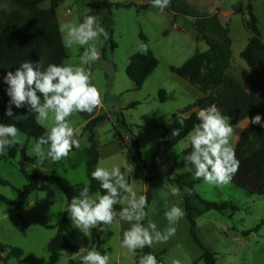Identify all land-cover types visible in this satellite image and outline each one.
<instances>
[{
    "label": "rangeland",
    "instance_id": "obj_1",
    "mask_svg": "<svg viewBox=\"0 0 264 264\" xmlns=\"http://www.w3.org/2000/svg\"><path fill=\"white\" fill-rule=\"evenodd\" d=\"M51 2L52 0H47L41 8L49 9ZM184 2L193 14H217L222 24L228 26L233 44V65L229 73L250 89L251 81L259 79L260 70L245 68L246 64L240 53L251 37L245 26L250 20V7L258 20L264 40V0ZM117 4L131 7H117ZM145 5L148 7L143 9ZM12 7L9 0H0V11H8ZM88 15L95 16L108 33L107 39L101 36L97 41L90 42L95 43L99 49L100 59L83 65L92 73V82L102 95V104L92 113H75L68 118L77 133L80 147L55 163L49 159L41 161L36 157L32 151L35 141L22 134L21 143L12 145L18 149L14 160L8 158V149L5 154L0 155V177L8 182V186L0 185V196L16 200L18 191L27 184L19 165L22 161V150L34 160V164L27 165L28 175L38 170L41 176L56 175L73 185H89L86 150L90 145L89 133L85 128L92 119L105 115L108 119L95 129L100 156L98 164L109 169L113 166L121 167L138 196L151 193L152 200L145 209L148 213L145 220H152L159 230L167 226L164 213L172 205L184 210L185 215L175 225L176 234L166 243L155 244L151 247V252L165 264H172L173 260H179L181 264H205L202 259L204 251L192 236L185 209L184 198L191 196L190 190L186 191V188H180L174 182L177 176L192 173L175 166V159L190 146V142L186 138L165 153L159 141L163 130L171 124L175 116L187 117L190 113L199 111L197 108L186 111V108L198 101L200 92L197 89L194 91L193 86L173 75L170 67H182L196 53L207 51L208 46L199 38L192 17L176 18L164 10L152 7L151 0H59V24H78ZM140 42L149 46L159 65L143 87L137 89L128 78L127 69L131 57L140 52ZM65 49L68 57L66 62L79 65V57L84 48L74 45ZM161 91L166 92V102L160 100ZM133 104L136 106L131 107ZM46 123L50 125L51 119ZM249 124V120L238 125L232 124L235 128L231 138L234 149L242 131ZM126 146L134 154L139 146L143 161L141 167L128 157ZM125 161L134 165L132 172L124 168ZM172 186L179 187V195L171 194ZM194 191L200 198L191 196L192 205L196 209L203 210L201 200L229 205L224 212L209 211L196 218L194 232L200 244L216 255V264H264V227L259 232L247 234L264 220V196L250 194L237 187L232 180L219 186L203 181L194 187ZM58 192L62 191L57 186L41 182L38 191L20 211L0 205V257L6 258L11 248L23 251L21 258L10 257L4 259L5 261L0 260V264L48 263V244L57 233L49 227L56 225L65 215L70 220L68 213L64 211L69 201L63 192L64 197ZM117 206L125 207L127 201L114 207ZM70 222L72 223L71 220ZM72 227L67 236L79 248H95L101 254H109L110 264H138L142 249H137L134 256L121 247L123 232L130 227L129 223L120 221L110 227L98 225L91 230L90 238L83 236L73 224ZM1 247L6 248L5 254L1 253ZM85 254L86 251L75 255L63 253L57 264L80 261L79 257Z\"/></svg>",
    "mask_w": 264,
    "mask_h": 264
},
{
    "label": "trees",
    "instance_id": "obj_2",
    "mask_svg": "<svg viewBox=\"0 0 264 264\" xmlns=\"http://www.w3.org/2000/svg\"><path fill=\"white\" fill-rule=\"evenodd\" d=\"M9 1L13 7L8 11H0V123L15 124L23 135L36 141L46 129L36 123L35 113L28 110L27 106L20 109L13 106L15 115L27 114V119L17 120L15 115L12 117L5 115L10 98L6 94L8 86L3 82V76L8 71L14 72L24 61L40 62L43 68H46L49 64L61 65L67 61L68 57L62 44V35L59 31L60 24L57 17L59 0H52L49 9L41 8V5L47 0ZM116 6L122 8L131 7V5L121 4ZM147 7L148 5H145L143 9ZM250 10V20L245 23V26L251 37L240 57L249 68H258L260 77L258 80H252L251 88L247 89L229 73L232 66L233 44L228 26L222 24L217 14L212 16L195 15L184 0H171L170 6L164 9L165 12L174 15L176 18L192 17L199 38L208 46L207 51L196 53L182 67H170L173 75L186 81L203 95L201 99L188 106L186 111H191V109L194 110L195 108L200 110L216 104L222 114L231 117L230 122L234 125L241 124L246 120L251 121V118L257 114L261 116L262 123H264V40L258 26V20L253 14L251 7ZM158 65V59L149 48L146 55L138 52L131 57L127 76L136 85L137 89H141ZM166 99V92L161 91L160 100L166 102ZM133 106H136V104L131 105V107ZM181 117L185 119L183 127L178 123V119ZM107 119V116L99 115L92 119L85 128V131L89 133L90 146L86 150L88 158L86 168L89 179L88 186H90V194L92 195L96 192H102L99 182L91 178V172L100 160L95 129ZM196 123H199L196 112L190 113L187 117L175 116L161 135L159 143L163 152L171 151L185 140ZM173 129H180V135L172 137L171 132ZM127 150L128 157L135 160L136 164L141 167L143 161L139 146H137L136 154L129 149ZM234 150L236 159L239 161V169L234 175L232 182L250 194L264 196V127L250 122L249 126L242 131ZM73 151H75V147H73L71 152ZM190 151L191 145L180 157L175 159L176 168H185L184 157ZM8 152V158L14 160L18 154L17 146L9 147ZM29 164H34V160L22 150V161L19 165L21 173L27 179V184L22 190L18 191L16 200H9L0 196V205H6L20 211L30 197L38 191L41 182L57 186L65 194L69 202L73 196H78L79 191L85 186L73 185L66 179L56 175L41 176L38 170H34L31 175H28L26 168ZM174 182L180 188L189 189L191 196L199 198L194 191V187L203 182V179H195L193 173H191L177 176ZM0 185L8 186V182L0 177ZM191 196H186L184 203L192 236L204 251L202 257L204 263L216 264V255L200 244L194 232L197 226L196 218L209 211L224 212L229 208V205H219L214 202L201 200L204 208L200 210L192 205ZM147 199L149 205L152 200L151 193H148ZM115 208L119 211L123 207L117 206ZM142 223L146 225L147 220L142 221ZM262 227H264V220L247 234L259 232ZM72 228V223L66 215L56 225L49 227V229L56 230L57 233L48 244L49 261L47 264H57L63 253L75 255L80 252V248L73 244L67 236L71 233ZM148 252H151V248L145 247L142 249V254ZM1 253H6L5 247H1ZM7 253V257H0V260H6L10 257L21 258L23 256V251L16 248L9 249ZM155 256L160 264H165L157 255ZM79 262L71 261V264H79Z\"/></svg>",
    "mask_w": 264,
    "mask_h": 264
},
{
    "label": "clouds",
    "instance_id": "obj_3",
    "mask_svg": "<svg viewBox=\"0 0 264 264\" xmlns=\"http://www.w3.org/2000/svg\"><path fill=\"white\" fill-rule=\"evenodd\" d=\"M151 2L152 7L160 11L171 4V0ZM59 31L65 48L74 45L84 48L79 57V65L65 62L61 65L49 64L43 68L40 62L24 61L14 72L8 71L3 76V82L8 86L6 94L10 98L5 115H15L13 106L17 109L27 106L28 110L35 113L36 123L46 130L36 139L32 151L41 161L49 159L53 163L66 158L73 147H80L77 133L68 118L75 113H92L102 104L101 92L92 82V73L83 65L100 59L99 49L95 43L90 42L97 41L101 36L108 38L107 31L93 15L86 16L78 24L62 23ZM148 49L147 44L139 43L141 54L146 55ZM15 116L17 120L27 119V114ZM50 119L49 125L46 122ZM197 119L199 123L193 126L187 136L191 151L184 157L185 171L192 172L195 179H203L209 185H226L239 169V161L231 143L235 133L230 123L231 117L222 114L217 105L212 104L200 109ZM250 122L264 127L259 114L252 117ZM178 123L183 127L185 119L179 118ZM179 135L180 129L172 130V137ZM21 136L15 124L0 123V155L5 154L12 145L21 143ZM124 168L132 172L134 165L125 161ZM91 178L99 182L102 192L92 195L90 186L86 184L78 196L72 197L64 210L83 236L90 238L91 230L98 225L110 227L113 223L127 222L130 227L123 232L121 247L135 256L137 249L166 243L176 234L175 225L185 215L184 210L172 205L164 213L167 226L163 230H159L152 220H148L146 225L142 223L148 216L145 210L148 207L147 196L137 195L121 167L113 166L109 169L98 164L91 172ZM170 191L174 196L180 194L177 186H172ZM58 194L64 197L62 192ZM123 201H127V206L117 211L114 206ZM80 251H86L85 255L79 257L80 264H110L107 253L101 254L95 248L84 246H81ZM138 264H159V261L153 253L148 252L140 255ZM172 264L181 262L173 260Z\"/></svg>",
    "mask_w": 264,
    "mask_h": 264
},
{
    "label": "crops",
    "instance_id": "obj_4",
    "mask_svg": "<svg viewBox=\"0 0 264 264\" xmlns=\"http://www.w3.org/2000/svg\"><path fill=\"white\" fill-rule=\"evenodd\" d=\"M245 48H246V47H245ZM243 51H244V50H243ZM243 51H242V52H243ZM242 52H241V53H242ZM241 53H240V54H241ZM232 65H233V64H232ZM241 65H242V64H241ZM244 67H245V68H248V69H255V68H249L247 65L244 66ZM193 90L196 91V88L193 87ZM202 97H203L202 93H199V95H198V97H197V100L201 99ZM195 102H196V101H195Z\"/></svg>",
    "mask_w": 264,
    "mask_h": 264
}]
</instances>
